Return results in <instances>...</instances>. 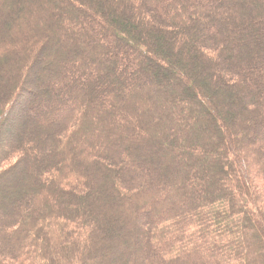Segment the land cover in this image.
<instances>
[{
  "label": "trees",
  "instance_id": "trees-1",
  "mask_svg": "<svg viewBox=\"0 0 264 264\" xmlns=\"http://www.w3.org/2000/svg\"><path fill=\"white\" fill-rule=\"evenodd\" d=\"M263 46L264 0H0V264H264Z\"/></svg>",
  "mask_w": 264,
  "mask_h": 264
},
{
  "label": "rangeland",
  "instance_id": "rangeland-1",
  "mask_svg": "<svg viewBox=\"0 0 264 264\" xmlns=\"http://www.w3.org/2000/svg\"><path fill=\"white\" fill-rule=\"evenodd\" d=\"M264 47V46H263ZM249 50H250V52H254V48H252V47H250L249 48ZM20 86H18L17 87V89H15V93H14V91H13V94H11V103H13V101H16V99H17V97H18V94L17 93H20L22 90H25V88H27V89H31V87H29V86H25V85H21V87L19 88ZM16 90H18V92H16ZM33 90V89H32ZM20 91V92H19ZM16 95V96H15ZM23 98H25V95L23 96V94H21L20 96H19V101L21 100V99H23ZM21 102V101H20ZM19 102V103H20ZM5 126H7V127H5V129L3 130V135H1V137H0V147H1V144H2V142L4 141V139H7V137H11V136H13V131L12 130H14L15 128V125L17 124V123H15V110H14V112H11V118H7L6 120H5ZM252 129H253V125H247V128H246V130H244L246 133L247 132H250V131H252ZM3 140V141H2ZM3 183V182H2ZM5 184V183H4ZM1 185V184H0ZM1 191V190H0Z\"/></svg>",
  "mask_w": 264,
  "mask_h": 264
}]
</instances>
